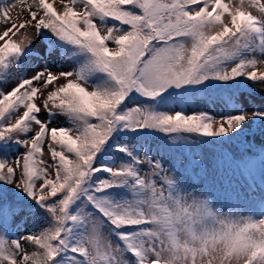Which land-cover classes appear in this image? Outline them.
<instances>
[{"label":"snow or ice","instance_id":"snow-or-ice-1","mask_svg":"<svg viewBox=\"0 0 264 264\" xmlns=\"http://www.w3.org/2000/svg\"><path fill=\"white\" fill-rule=\"evenodd\" d=\"M197 86L231 111L161 110ZM157 133L255 175L264 0H0V264H264V198L213 207Z\"/></svg>","mask_w":264,"mask_h":264},{"label":"rangeland","instance_id":"rangeland-1","mask_svg":"<svg viewBox=\"0 0 264 264\" xmlns=\"http://www.w3.org/2000/svg\"><path fill=\"white\" fill-rule=\"evenodd\" d=\"M199 89L202 91L199 92ZM170 91L172 90L170 89ZM250 91L258 93L259 89ZM221 92L215 88L206 89L197 86L183 97H177L167 109L174 107L173 111H175L183 108L188 112L204 110L218 117L231 111L225 100L221 98L223 96ZM154 135L162 140L157 143L151 142L150 147L155 149L157 154L165 160V167L179 161V167L182 170L187 169L183 172V187L188 191H195L197 195L207 197L213 207L222 212L229 211L235 206L248 209L253 208L260 199L264 198V160L257 159L256 173L254 176H249V183L254 190H247L241 178L244 161L241 158L242 149L238 144L224 145V150L231 156L226 162H221L211 154V150L207 146H190L182 138L174 137L171 141H167L159 133ZM162 151L167 156L163 157ZM181 151L191 152L195 163L188 165L184 157L179 160L174 159L175 155ZM249 155H253V153H249ZM256 155L258 156V150Z\"/></svg>","mask_w":264,"mask_h":264},{"label":"trees","instance_id":"trees-1","mask_svg":"<svg viewBox=\"0 0 264 264\" xmlns=\"http://www.w3.org/2000/svg\"><path fill=\"white\" fill-rule=\"evenodd\" d=\"M127 139H129L133 143V145L136 147H139L143 141V137L137 138V137H134L132 135H130ZM159 141H160V138H158L157 136H154V135H151L147 138L148 144H150L151 142H159Z\"/></svg>","mask_w":264,"mask_h":264}]
</instances>
